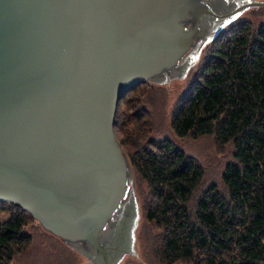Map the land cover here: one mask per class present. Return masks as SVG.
Masks as SVG:
<instances>
[{
  "label": "water",
  "instance_id": "1",
  "mask_svg": "<svg viewBox=\"0 0 264 264\" xmlns=\"http://www.w3.org/2000/svg\"><path fill=\"white\" fill-rule=\"evenodd\" d=\"M208 15L206 0H0V202L106 256L128 189L118 101L177 66Z\"/></svg>",
  "mask_w": 264,
  "mask_h": 264
},
{
  "label": "trees",
  "instance_id": "2",
  "mask_svg": "<svg viewBox=\"0 0 264 264\" xmlns=\"http://www.w3.org/2000/svg\"><path fill=\"white\" fill-rule=\"evenodd\" d=\"M137 86L118 101L114 132L147 184L144 217L161 229L160 261L264 264V23L243 22L218 35L172 112L177 137L214 135L220 146L232 144L222 186L212 182L194 198L204 177L196 159L168 139H143L151 126L127 96ZM0 212L9 213L0 215V264H12L32 241L25 226L33 217L12 203L0 202Z\"/></svg>",
  "mask_w": 264,
  "mask_h": 264
},
{
  "label": "rangeland",
  "instance_id": "3",
  "mask_svg": "<svg viewBox=\"0 0 264 264\" xmlns=\"http://www.w3.org/2000/svg\"><path fill=\"white\" fill-rule=\"evenodd\" d=\"M250 1L264 0H241L240 4ZM243 22H250L256 27L264 23V7L251 6L235 12L231 20L209 35L208 39L200 37L195 39L177 66L163 73L157 80L140 83L127 94L130 99H134L144 108L142 123L151 126L143 139L145 137L160 141L168 139L195 158L202 166L204 177L195 191L194 198H197L212 182L222 186L221 175L226 164L232 159L233 146L231 143L220 146L214 135H203L198 138L177 137L171 127L172 112L174 107L184 100L194 80L201 73L217 36L225 31L228 33L235 31ZM182 66L185 67L182 69ZM130 112H132L131 108L128 109V113ZM119 135L122 136V133ZM125 156L129 173L128 189L122 204L124 206L132 200L136 213L128 234L127 244L121 249L114 264H164L160 261L156 251L160 243L161 229L144 217L142 203L149 193L147 184L137 174L128 156L126 154ZM0 215L7 217L9 213L0 212ZM25 231L31 234L32 241L25 250L14 257L12 264H95L91 257L83 251L84 248L73 247L64 239L44 229L33 218L29 219Z\"/></svg>",
  "mask_w": 264,
  "mask_h": 264
},
{
  "label": "flooded vegetation",
  "instance_id": "4",
  "mask_svg": "<svg viewBox=\"0 0 264 264\" xmlns=\"http://www.w3.org/2000/svg\"><path fill=\"white\" fill-rule=\"evenodd\" d=\"M215 15H208L199 26L200 38L208 39V36L219 30L225 23L231 20L236 9L241 5V0H206ZM185 66H182V69ZM133 201L130 200L115 213L111 222L103 229L100 240L105 245L106 256L96 250L89 251L85 243L84 250L89 251L91 259L100 260V264H114L119 257L121 249L127 244L128 234L135 217Z\"/></svg>",
  "mask_w": 264,
  "mask_h": 264
}]
</instances>
